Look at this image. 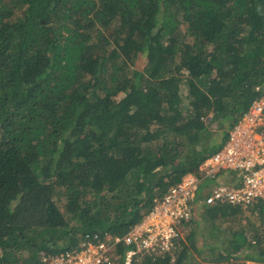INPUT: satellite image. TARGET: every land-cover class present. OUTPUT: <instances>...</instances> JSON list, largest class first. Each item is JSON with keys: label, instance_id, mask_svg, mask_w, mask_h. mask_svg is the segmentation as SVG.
Wrapping results in <instances>:
<instances>
[{"label": "trees", "instance_id": "16d2710c", "mask_svg": "<svg viewBox=\"0 0 264 264\" xmlns=\"http://www.w3.org/2000/svg\"><path fill=\"white\" fill-rule=\"evenodd\" d=\"M263 94L264 0H0V264L124 234ZM183 222L133 264H264V199Z\"/></svg>", "mask_w": 264, "mask_h": 264}, {"label": "built area", "instance_id": "2783aa9c", "mask_svg": "<svg viewBox=\"0 0 264 264\" xmlns=\"http://www.w3.org/2000/svg\"><path fill=\"white\" fill-rule=\"evenodd\" d=\"M200 197L210 204L242 206L264 199V94L253 100L199 172L170 185L127 232L87 234L78 249L45 251L43 264H133L140 254L172 253L182 232L179 224L192 216L194 201Z\"/></svg>", "mask_w": 264, "mask_h": 264}, {"label": "rangeland", "instance_id": "374dc122", "mask_svg": "<svg viewBox=\"0 0 264 264\" xmlns=\"http://www.w3.org/2000/svg\"><path fill=\"white\" fill-rule=\"evenodd\" d=\"M237 178H239V176H236ZM235 183V182H234ZM184 222H180V224H179V227H180V229L183 231V229H184ZM138 259H136V261H137ZM248 263H250V264H252L253 263V261H248Z\"/></svg>", "mask_w": 264, "mask_h": 264}]
</instances>
